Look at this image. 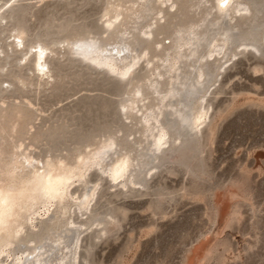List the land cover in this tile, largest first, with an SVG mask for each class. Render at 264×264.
Returning a JSON list of instances; mask_svg holds the SVG:
<instances>
[{
    "label": "rangeland",
    "instance_id": "1",
    "mask_svg": "<svg viewBox=\"0 0 264 264\" xmlns=\"http://www.w3.org/2000/svg\"><path fill=\"white\" fill-rule=\"evenodd\" d=\"M103 3L0 0V92L33 104L34 127L44 133L37 153L69 151L105 128L127 125L117 129L124 132L131 126L120 116L118 95L143 72L144 62L128 77H113L57 46L48 59L49 83L38 84L36 75L32 85L16 79L28 77L32 65L10 46L15 26L24 27L27 42L60 40L78 26L101 33ZM247 47L219 71L205 98L207 120L197 131L182 125L180 141L157 154L149 173L126 188L103 176L90 211L75 214L79 224L105 222L82 233L81 261L264 264V44L260 51ZM166 118L172 119L170 112Z\"/></svg>",
    "mask_w": 264,
    "mask_h": 264
},
{
    "label": "bare ground",
    "instance_id": "2",
    "mask_svg": "<svg viewBox=\"0 0 264 264\" xmlns=\"http://www.w3.org/2000/svg\"><path fill=\"white\" fill-rule=\"evenodd\" d=\"M100 19L101 33L81 27L50 42H27L20 25L10 31V46L31 60L30 75L16 78L22 86L33 84L32 75L38 84L53 79L48 59L57 46L113 77L145 67L119 94L128 130L102 131L69 151L37 153L44 133L34 127L33 104L0 92V189L5 208L13 201L0 227V264H88L80 259L82 233L105 222L79 224L75 214L90 211L103 176L123 189L149 173L157 154L180 141L182 125L197 131L206 122L205 98L223 66L264 40L261 0H228L223 8L219 0H104Z\"/></svg>",
    "mask_w": 264,
    "mask_h": 264
},
{
    "label": "snow or ice",
    "instance_id": "3",
    "mask_svg": "<svg viewBox=\"0 0 264 264\" xmlns=\"http://www.w3.org/2000/svg\"><path fill=\"white\" fill-rule=\"evenodd\" d=\"M219 3L221 7H225L228 4V0H219ZM13 201L11 198H9L8 204L9 206L5 208V194L2 189H0V227L3 226L5 216L10 213L11 211V205Z\"/></svg>",
    "mask_w": 264,
    "mask_h": 264
},
{
    "label": "water",
    "instance_id": "4",
    "mask_svg": "<svg viewBox=\"0 0 264 264\" xmlns=\"http://www.w3.org/2000/svg\"><path fill=\"white\" fill-rule=\"evenodd\" d=\"M261 1L264 2V0H261ZM81 27H84V26H78V27L73 28L72 30H74V29H76V28H81ZM263 44H264V40L261 41L257 46L250 47V48H253L255 51H260V50L262 49V47H263ZM242 52H243V51H242ZM118 99H119V95H118ZM120 116H121V114H120ZM121 117H122V116H121ZM122 119H123V118H122ZM114 128H115V127H114ZM108 129H113V128H105V129L99 131V133L102 132V131L108 130ZM94 135H95V134H94ZM94 135H92V136H94ZM92 136L86 138V139L83 140L82 142L86 141L87 139L91 138ZM82 142H80V143H82ZM80 143H77L75 146H77V145L80 144ZM75 146H74V147H75ZM72 148H73V147H72ZM69 149H70V148H69Z\"/></svg>",
    "mask_w": 264,
    "mask_h": 264
}]
</instances>
